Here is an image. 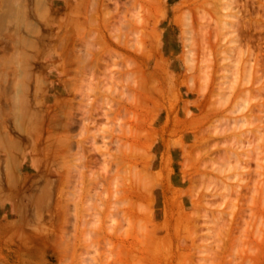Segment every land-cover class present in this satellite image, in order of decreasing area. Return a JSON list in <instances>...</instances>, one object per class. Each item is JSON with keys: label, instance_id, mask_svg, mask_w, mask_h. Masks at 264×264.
Returning <instances> with one entry per match:
<instances>
[{"label": "rangeland", "instance_id": "374dc122", "mask_svg": "<svg viewBox=\"0 0 264 264\" xmlns=\"http://www.w3.org/2000/svg\"><path fill=\"white\" fill-rule=\"evenodd\" d=\"M104 1L0 0V264H264V0Z\"/></svg>", "mask_w": 264, "mask_h": 264}, {"label": "bare ground", "instance_id": "6f19581e", "mask_svg": "<svg viewBox=\"0 0 264 264\" xmlns=\"http://www.w3.org/2000/svg\"><path fill=\"white\" fill-rule=\"evenodd\" d=\"M105 1H106V0H105ZM105 1H104V2H105ZM110 1H112V0H110ZM110 1H108V3H110ZM115 1H116V0H115ZM117 1H118V0H117ZM151 1H153V0H151ZM155 1H156V0H155ZM162 1H163V0H162ZM173 1H174V0H173ZM218 1H219V0H218ZM218 1L216 0L214 3H216V5L218 6L219 10L221 9V7H222V5H223V6L225 7L224 9H225L226 11L230 9V7H231V2L233 3V1H231V0H220V3H219ZM104 2H103V7H104V8H105V6L109 7V5H104ZM106 2H107V1H106ZM205 2H206V0H203V1L201 0L200 6H201L202 4H205ZM210 2H211V1H210ZM210 2L208 1V4H209ZM221 2H222V5H221V7H219L220 4H221ZM98 3H99V2H98ZM118 3H119V1H118ZM118 3H117V4H118ZM160 3H161V2H160ZM206 3H207V2H206ZM243 3H245V1H243ZM243 3H242V4H243ZM248 3H249V2H247V5L249 6ZM117 4H113V7L116 6ZM119 4H120V3H119ZM138 4H139V6L137 5L138 8H136L137 11H138V9H139V7H140V3H138ZM210 4H211V3H210ZM218 4H219V5H218ZM212 5H213V4H212ZM148 6H149V5H148ZM148 6H147V7H148ZM176 6H177V5H176ZM207 6H208L207 8H209L210 5H207ZM217 6H216V8H214L215 5H213V7H210V8L212 9V11H213V9H214V12H216V11H218V10H215V9H218ZM232 6H233V5H232ZM248 6H247V9L250 7V6H249V7H248ZM107 7H106V8H107ZM113 7H112V9H113ZM117 7H119V5L116 6V10H117ZM201 7L204 8V7H206V6L204 5V6H201ZM239 7H240V6H239ZM243 7H244V5H243ZM104 8H103V9H104ZM140 8H141V7H140ZM171 8H172V7H171ZM197 8L199 9V7H197ZM226 8H229V9H226ZM237 8H238V7H237ZM103 9H102V11L106 10V9H104V10H103ZM118 9H119V8H118ZM204 9H205V8H204ZM239 9L242 10V7L239 8ZM250 9H251V8H250ZM107 10H108V8H107ZM107 10L105 11V12H107L105 17H108V18H107V19L105 18V20H104L103 23H105V22H109V23H110V22H111L110 19H112V18H114V17H117V16H114V15H113L114 17L112 16V18H111V17H109L110 14H115V13H117V12L119 11V10L116 11L115 8L113 9V11H111V7H110V11H109V13H108ZM141 10H142V9H141ZM167 10H168V9H167ZM196 10H197V9H196ZM207 10H208V9H207ZM207 10H205V11H207ZM209 10H210V9H209ZM230 10H231V9H230ZM237 10H238V9H237ZM237 10H236V11H237ZM243 10H244V8H243ZM114 11H116V12L113 13ZM144 11H145V10H144ZM186 11H187V10H186ZM198 11H199V13L202 15L201 11H203V10L201 9V11H200V9H199V10H197V12H198ZM139 12H140V11H139ZM223 12H224V11H223ZM251 12H252V11H251ZM140 13H143V12H140ZM148 13L151 14L150 12H147V14H148ZM205 13H206V12H204V14H205ZM238 13H239L240 20H242V18H244V17H243L244 15L242 16V15L240 14V12L237 11V14H238ZM104 14H105V13H104ZM107 14H108V15H107ZM143 14H144V13H143ZM152 14H153V13H152ZM191 14H192V13H191ZM204 14H203V15H204ZM206 14H209V13H206ZM237 14H236V13H233L232 11H228V12L225 13L224 15L222 14L223 16H222L221 19L218 21V23H219V27H220V28H218V29L221 30L222 32L225 31V32H226L225 34H227V35H225V34L223 33V34H224V35H223L224 38H225V37L228 38V36L231 35V36H230V39L228 40V41H230V42H232V41L235 42V41H237V39H238V38L236 37L237 35H239V34L237 33L238 30L235 29V27H236L237 25H236V26L234 25V21H237V22L240 21V20H237V18H238V15H237ZM243 14H244V13H243ZM251 14H252V13H251ZM118 15H120V13H119ZM138 15H139V14H138ZM140 15H141V14H140ZM140 15H139V16H136V17H139L138 21H141V22H142V18H143V21H144L145 17L140 18ZM153 15H154V14H153ZM217 15H218V14H217ZM235 15H237V16H235ZM191 16H192V15H190V14H185V13L182 14L181 12H180L179 14H176V16H175V19L177 20L176 22L179 23V25H180V27H181V33H182V37H183V39H184V47H185V48H184V61H185L186 65H187V67L189 68V70H190V68H193L192 63H191V59H193V55H192V54H195V53H193V49L196 47V46H195V47L193 48V46H194L193 43H194L195 40H197V39H196L197 37H200L201 34H199V32H200V33L204 32V31L208 32L206 29H207V27L209 26V25L207 26L206 24H208V23L205 22V21H207V18H206V17H208V15H206V16L204 15L206 19L203 17V18L205 19V20H202L203 23H200V22L198 23V29H197V31H198L197 33H198V34H197L196 31H195V29H196V28H195V25H194L193 23H191V21L189 20V17L191 18ZM219 16H220V15H219ZM250 16H251V15H250ZM250 16H248L249 19L251 18ZM195 17H197V16H195ZM210 17H211V15H210ZM217 17H218V16H217ZM217 17H216V18H217ZM232 17H235V19L233 20ZM236 17H237V18H236ZM246 17H247V16H246ZM248 17H247V18H248ZM252 17H253V16H252ZM109 18H110V19H109ZM198 18H199L198 20H201L200 17H198ZM203 18H202V19H203ZM212 18H213V17L210 18V19H211L210 22L212 21ZM247 18H244V20H246ZM114 19H115V18H114ZM191 19H192V18H191ZM218 19H219V18H218ZM231 19H232V20H231ZM106 20H109V21H106ZM85 21H86V24H87V21H88V20H85ZM138 21H136V24L138 23ZM208 21H209V20H208ZM250 21H251V20H250ZM89 22H90V21H89ZM89 22H88V24H89ZM127 22H128V21H127ZM127 22H126V23H127ZM132 22H133V21H132ZM148 22H149V21H148ZM148 22H147V24H148ZM154 22H155V21H154ZM204 22H205L206 24H204ZM213 22L215 23L216 21H215V20L212 21L211 24H212ZM237 22H236V23H237ZM129 23H131V22L129 21ZM133 23H134V22H133ZM218 23H217V24H218ZM240 23H241V22H240ZM240 23L238 22V24H240ZM243 23H244V22H243V20H242V24H243ZM246 23L248 24V22H245V24H246ZM92 24L94 25V22H93ZM92 24H91V25L89 24V25L92 26ZM99 24H100V23H99ZM107 24H108V23H107ZM131 24H132V23H131ZM139 24H140V22H139ZM153 24H154V23H153ZM211 24H210V25H211ZM125 25H126V24H125ZM163 25H164V24H163ZM166 25H168V24H166ZM240 25H241V24H240ZM248 25H249V24H248ZM94 26H95V25H94ZM96 26H97V25H96ZM110 26H111V25H110ZM131 26H134V25H131ZM206 26H207V27H206ZM217 26H218V25L214 26V27H216V30L214 31L215 33L212 32V34H215V35H216V32L218 31V30H217ZM238 26H239V25H238ZM243 26H245V25L243 24ZM128 27H129V26H128ZM171 27H172V26H171ZM211 27H212V29H210V30L213 31V30H214V29H213V28H214L213 25H212V26H209V28H211ZM241 27H242V25L239 26V27H236V28H238L239 31H240V30H242ZM106 28H109V25H108V27H106ZM110 28H111V27H110ZM110 28H109V29H110ZM112 28H113V26H112ZM115 29H116V28L114 27V31H115ZM204 29H205V30H204ZM136 30H137V32H138V29H136ZM136 30H135V31H136ZM111 31H112V32H111ZM111 31L109 30V34H111V36H113V35L116 36V33H115L113 30H111ZM141 31H142V30H141ZM233 31H234L237 35H235V34L233 33ZM113 32H114L115 34L112 35ZM156 32H157V34H158V31H156ZM176 32H177V30H176ZM206 32L202 33V37H201V39L204 38V36H205L204 34H205ZM222 32L219 31V32H217V33H220V35H221ZM139 33H140V30H139ZM139 33H138V34H139ZM168 33H169V32H168ZM170 33H171V32H170ZM172 33H173V32H172ZM195 33H196L197 35H195ZM230 33H231V34H230ZM232 33H233V34H232ZM101 34H103V33H101ZM101 34H99V35H101ZM103 35H104V34H103ZM140 35H141V34H140ZM143 35H144L145 37H147V38L149 37V36H148L149 34H148L147 36H146V34H143ZM208 35H209V36H208ZM208 35H207V36H208L209 41H210L211 33L208 34ZM220 35L218 34V35H217V38H216V37L214 38V37H213L214 35H213L212 37H213L214 39H216V40H221V39H222V38H221L222 36L219 37ZM104 36H105V35H104ZM137 36H138V35H136L135 39L137 38ZM207 36H205V38H204L203 40H206V39H207V38H206ZM100 37H101V36H100ZM100 37H99V39L102 38V37H101V38H100ZM145 37H144V38H145ZM105 38H106V37H105ZM139 38H140V37H138L137 39H139ZM150 38H152V37H149V39H150ZM213 38H212V40H213ZM218 38H219V39H218ZM220 38H221V39H220ZM60 39H61V38H60ZM115 39H116V41H118V42H119V40H120V38H118V40H117L116 37H115ZM137 39H136V40H137ZM169 39H171V38H169ZM169 39H168V41H169ZM198 39H199V38H198ZM201 39H200V40H201ZM63 40H65L64 37H63V39H62L61 41H63ZM121 40H123L122 43H124V39H121ZM136 40H135V42H137ZM150 40H153V38L150 39ZM207 40H208V39H207ZM212 40H211V41H212ZM216 40H213L212 43H209V42H208V44H211V45L213 46V45H214L213 43H214V41H216ZM61 41H60V43H61L60 45H62V43L64 42V41H63V42H61ZM221 41H223V40H221ZM110 42H112V41H110ZM138 42H139V45H140V49H141L142 46H143V47L145 46V44L141 45L143 42H140V41H138ZM165 42H166V41H165ZM201 42H202V41H201ZM219 42H220V41H219ZM219 42H218V44H219ZM122 43H121V44H122ZM128 43H129V42H128ZM149 43H150V42H149ZM199 43H200V42H199ZM203 43H204V42H203ZM63 44H64V43H63ZM102 44H103V46L101 45V47H103V48H106V47H107L106 45H104V44H106V43H104L103 41H102ZM111 44H112V43H111ZM124 44H125V43H124ZM124 44H122V45H124ZM136 44H137V43H136ZM163 44H164V43H163ZM215 44H216V42H215ZM113 45H114V44H113ZM131 45H132V43H130V46H131ZM137 45H138V44H137ZM201 45H202V43H201ZM205 45H206V43H205ZM220 45H221V43H220ZM220 45H219L218 47H221ZM105 46H106V47H105ZM108 46H109V45H108ZM130 46H129V47H130ZM135 46H136V45L134 44L132 47H135ZM154 46H155V45H154ZM162 46H163V45H162ZM166 46H167V45H166ZM143 47H142V48H143ZM152 47H153V46H152ZM197 47H198V46H197ZM197 47H196V48H197ZM218 47H217V45H216L215 48H216V49H221V48H222V47H221V48H218ZM130 48H131V47H130ZM145 48H146V46L143 48V50H145ZM196 48H195V50L199 52V49L197 48V49H198V50H197ZM223 48H224V47H223ZM225 48H226V49H225ZM225 48H224V49L227 51V46H226ZM134 49H135V48H133L132 50H134ZM140 49L138 50V47H137V51H140ZM206 49H208V47H207ZM206 49L204 50V47H203V50H202V48H201L200 50H202V51H206ZM110 50L112 51L111 48H110ZM132 50H131V51H132ZM150 50H151L150 47H149L148 50L146 49V51H150ZM212 50L214 51L215 49L212 48ZM245 50H249V48H248V49H245ZM141 51H142V50H141ZM196 51H195V52H196ZM223 51H224V50H223ZM241 51H242V49H241ZM206 52H207V51H206ZM215 52H216V50H215ZM238 52H239V50H238ZM112 53H117V52H113V51H112ZM171 53H172V52H171ZM201 53H202V52H201ZM239 53H240V52H239ZM239 53H238V54H239ZM241 53H242V52H241ZM245 53L248 54L249 51H248V53H247V52H245ZM110 54H111V52H110ZM117 54H118V53H117ZM140 54H141V53H140ZM196 54H198V53H196ZM242 54H243V53H242ZM246 54H243V55H246ZM119 55H120V54H119ZM125 55H126V54H125ZM125 55H124V57H125ZM144 55H146V54L144 53ZM224 55H225V52H224ZM239 55H241V54H239ZM239 55H238V56H239ZM115 56H116V55H115ZM206 56H207V55H205V56H204V59L201 60V63H202L203 61H205V62L207 61V63H209V59L207 60ZM226 56H227V54H226ZM226 56H223V57L226 59V58H227ZM246 56H247V55H246ZM246 56H245V58H246ZM248 57H249V56H248ZM114 58H115V57H113V59H114ZM126 58L128 59V57H126ZM194 58H195V56H194ZM200 58H201V57H200ZM242 58H244V56L242 57V55H241V59H242ZM245 58H244V59H245ZM127 59H126V60H127ZM201 59H202V58H201ZM205 59H206V60H205ZM239 59H240V58H239ZM130 60H131V59H129V62H130ZM210 60H211V59H210ZM242 60H243V59H242ZM247 60H248V59H247ZM131 61H132V63H131V66H132V64L134 63V60L132 59ZM245 61H246V60H245ZM248 61H249V60H248ZM113 62H114V61H113ZM127 62H128V60H127ZM135 63H136V62H135ZM150 63H151V61H150ZM207 63H206V65H207ZM245 63H246V62H245ZM245 63H244V64H245ZM248 63H249V62H248ZM248 63H246V64L248 65ZM126 64H128V63H126ZM136 64H137V63H136ZM136 64H134V65L137 66ZM138 64H139V63H138ZM210 64H211V63H210ZM246 64H245V65H246ZM128 65H130V63H129ZM134 65H133V67H134ZM148 65H149V64H148ZM148 65H146V66H148ZM221 65H222V64H221ZM209 66H210V65H209ZM240 66H242V65H240ZM129 67H130V66H127V65H126V68H127V69L125 68V70H128ZM133 67H130V68H133ZM137 67H138V66H137ZM160 67H162V66H160ZM210 67H211V66H210ZM222 67H223L222 70H223V69H227V70L232 69L231 66H228V65H226V66L224 65V66H222ZM146 68H147V67H146ZM203 68H204V64H202V66H201V68H200V72H201L200 77H205V73H204L205 70H204ZM239 68H240V67H239ZM247 68H248V66H247ZM208 69H209V68H208ZM208 69L206 70V72L208 71ZM189 70H188V71H189ZM244 70H245V71H243L242 74H243V78L245 79V77L248 75V70L250 71L251 68L248 69V70H247L246 68H244ZM145 71L147 72V70H145ZM164 71H165V70H164ZM165 72H166V71H165ZM209 72H210V71H209ZM121 73H122V72H121ZM149 73H150V72H149ZM190 73H191V71H190ZM126 74H127V72H126ZM129 74H130V75H129L128 77H130L131 80H134V79H135V80H134V82H135V86L138 85V84H139L138 82H137V84H136V81H137L136 76H138V75H136V76L133 75V76L135 77V78L133 79L132 73L129 72ZM127 75H128V74H127ZM176 75H177V74H176ZM207 75H208V74H207ZM209 75H210V74H209ZM258 75H259V74H258ZM175 77H176V76H175ZM192 77H193V75H192ZM259 77H260V76H259ZM112 78H113V77H112ZM114 78H116V77H114ZM114 78H113V79H114ZM126 78H127V77H126ZM126 78H125V79H126ZM183 78H184V77H183ZM117 79H118V78H117ZM130 79L128 78L126 81L128 82V80H130ZM258 79H259V78H258ZM114 80H115V79H114ZM114 80H112V83L114 82ZM119 80H120V79H119ZM116 81H117V80H116ZM134 82H133V83H134ZM139 82H140V81H139ZM189 82H191V81L189 80ZM114 83L116 84V82H114ZM128 83H129V82H128ZM130 83H131V82H130ZM192 83H193V82H192ZM193 84H194V83H193ZM224 84H227V83H224ZM224 84H223V87L225 88ZM113 85H114V84H113ZM140 85H141V84H140ZM129 86H130V85H129ZM135 86H134V87H135ZM146 86H147V84L145 85V87H146ZM189 86H191V84H190ZM226 86H227V85H226ZM137 87H138V86H137ZM137 87H136V88H137ZM140 87H141V86H140ZM145 87H144V88H145ZM180 87H182V86H180ZM200 87H201V86H200ZM131 88H132V87H131ZM138 88H139V87H138ZM138 88H137V89H138ZM141 88H142V87H141ZM141 88H139V89H141ZM144 88H142L144 91H143V90H140V91L145 92V89H144ZM153 88L155 89V87H153ZM139 89H138V90H139ZM157 89L159 90V88H157ZM146 90H147V88H146ZM159 91H160V90H159ZM131 92H132V91H131ZM131 92H130V93H131ZM146 92L152 93L151 91H148V90H147ZM146 92H145V93H146ZM160 92H161V91H160ZM163 92H164V91L162 90V94H165V95H166V93H163ZM134 93H135V91L132 93V97H133V98H134V96H135ZM137 95H139V94H137ZM140 95H141V94H140ZM150 95H152V94H150ZM165 95H163V98H164ZM141 96H142V95H141ZM152 96H154V95H152ZM167 96H168V95H167ZM138 97L141 98V99L145 98L144 96H142V97L138 96ZM138 97H136V98H138ZM149 97H150V96H149ZM155 97H157V96H155ZM176 97H177V95H176ZM223 97H224V96H223ZM139 98H138L137 100H139ZM173 98H175V97H173ZM225 98H226V97H225ZM134 99H135V98H134ZM134 99H133V101H134ZM146 99H147V98H145V100H146ZM147 100H148V99H147ZM147 100H146V101H147ZM157 100H158V99H157ZM166 100H167V99H166ZM166 100H165V101H166ZM122 101H123V100H122ZM143 101H144V100H143ZM148 101H149V100H148ZM159 101H160V100H159ZM169 101H171V103H172V100H171V99H170ZM140 102H141V101H138V103L141 105L142 103H140ZM128 103H129V102H128ZM133 103H134V102H133ZM144 103H146V102H144ZM144 103H143V104H144ZM160 103H161V101H160ZM176 103H177V101H176ZM176 103H173V104L176 105ZM161 104H162V103H161ZM163 106H164V105H163ZM172 106H173V105H172ZM172 108H174V107H172ZM180 109H181V108H180ZM171 110H172V109H171ZM171 110H170V111H171ZM87 111L89 112L90 110H87ZM87 111H86V112H87ZM88 112H87V113H88ZM137 113H138V112H137ZM84 114H85V113H84ZM85 115L88 116L89 113H88V114H85ZM91 115H92V114H91V112H90V117H91ZM137 115H138V114H137ZM175 115L177 116V111H176ZM189 115H190V114H189ZM191 116H192V115H191ZM135 117L138 118L139 115H138V117L135 115ZM167 117H169V116H167ZM196 117H197V115H196ZM85 118H86V116H85ZM87 118H88V117H87ZM136 118H135V123H134V124H136V122H137V124H138V120H137ZM175 118H177V117H175ZM197 118H199V117H197ZM197 118H196V119H197ZM240 118H241V117H240ZM240 118H239L238 121H240ZM82 119H83V121H84V117H82ZM82 119H80V120L82 121ZM90 119H91V118H90ZM90 119H89V122H91V120H92V119H95V118H94V116H93L92 119H91V120H90ZM167 119H168V118H167ZM173 119H174V118H173ZM168 120H169V119H168ZM86 121L88 122L87 119H86ZM93 121H94V120H92V122H93ZM236 121H237V120H236ZM94 122H95V121H94ZM166 122H167V121H166ZM174 122H175V121H174ZM168 123H169V121H168ZM186 123H187V122H186ZM174 124H175V123H174ZM174 124H173V125H174ZM173 125H172V126H173ZM179 125H180V124H179ZM129 126H130V125H129ZM129 126H128V127H129ZM164 126H166V124H165ZM167 126H168V124H167ZM129 128H130V127H129ZM129 128H128V129H129ZM163 128L165 129V127H163ZM174 128H175V127H173L172 129H174ZM182 128H183V127H182ZM124 129H125V128H124ZM172 129H171V130H172ZM131 130H132V128H131ZM182 130H183V129H182ZM125 131H126V130H125ZM129 131H130V130H129ZM172 131H174V130H172ZM176 131H179V130H176ZM130 132H131V131H130ZM130 132L128 133V136H129ZM134 132H136V131L134 130ZM170 132H171V131H170ZM122 133H123V132H122ZM126 133H127V132H126ZM138 133H139V132H137V134H138ZM146 133L148 134V132H145V134H146ZM162 133H165V130H164V132H162ZM173 133H174V132H172V134H173ZM176 133H177V132H176ZM58 134H59V132H58ZM123 134H124V133H123ZM147 134H146V135H147ZM170 134H171V133H170ZM170 134H169V135H170ZM177 134H178V133H177ZM133 135H135V133H133ZM143 135H144V134L142 133V136H143ZM138 136H140V135H138ZM147 136H148V135H147ZM144 137H146V136H144ZM148 137H149V136H148ZM149 138H150V137H149ZM134 139H135V138H134ZM178 139H179V138H178ZM168 141H169V140H168ZM172 142H173V140H172ZM178 142H179V141H178ZM169 146H170V145H169ZM169 146H168V147H169ZM179 146H180V145H179ZM177 147H178V146H177ZM184 147H185V146H184ZM167 149H168V148H167ZM179 150H180V149H179ZM184 151H185V149H184ZM189 151H190V150H189ZM182 152H183V151H182ZM191 153H192V152H191ZM193 154H196V153H193ZM198 154H199V153H198ZM235 155H237V154H235ZM238 155H239V154H238ZM130 156H131V155H130ZM197 159H198V158H197ZM165 161H166V159H165ZM165 161H164V162H165ZM167 161H168V160H167ZM163 164H164V163H163ZM166 165H167V162H166ZM166 165H164V166H166ZM167 166H168V165H167ZM158 170H159V171H158ZM158 170H157V171H158V175H159V174H162V171H161L160 169H158ZM160 171H161V173H160ZM168 174H170V173H168ZM147 176H148V175H147ZM161 176H162V175L159 176V179H163V177H161ZM166 176H168V175H166ZM144 177H145V176H144ZM183 177H184V176H183ZM149 178H150V177H149ZM153 178H154V177H153ZM166 178H167V177H166ZM139 179H140V177H139ZM167 179H168V178H167ZM167 179H166V180H167ZM149 180H151V179H149ZM149 180H148V181H149ZM181 180H182V179H181ZM138 181H139V184H140L141 179H140V180H137V183H138ZM135 182H136V180L134 181V184H135ZM150 182H151V181H150ZM183 182H184V181H183ZM144 183H145V182H144ZM139 184H138V185H132V186H138V187H140ZM141 184H142V183H141ZM154 184H155V183H153V186H154ZM167 184H168V183H167ZM142 185H143V184H142ZM148 185H149V183H148ZM150 185H151V184H150ZM130 186H131V185H130ZM145 186H146V185H145ZM145 186H144V187H145ZM126 187H127V186H126ZM142 187H143V186H142ZM149 187H150V186H149ZM128 188H129V187H128ZM130 188H132V187H130ZM133 188H134V187H133ZM137 189H138V188H137ZM163 189H164V188H163ZM130 190H131V189H130ZM143 190H145V188H144ZM152 190H153V189H152ZM132 191H133V189H132ZM139 191H140V190H139ZM145 191H146V190H145ZM173 191H175V190L172 189V193H173ZM134 192H135V191H134ZM169 192H170V191H169ZM178 192H179V191H178ZM127 193H128V192H127ZM145 193H147V191H146ZM129 194H130V193H129ZM179 194H180V193H179ZM182 194H183V193H182ZM182 194H180V195H182ZM175 195H178V194H174L173 196H175ZM137 196H138V195H137ZM152 198H153V197H152ZM135 200H136V199H135ZM135 200H134V201H135ZM131 201H133V200L131 199ZM131 201H130V202H131ZM134 203H135V202H134ZM134 203H133V204H134ZM129 204H132V203H129ZM177 204H178V203H177ZM140 206H142V205H140ZM135 207H137V208L140 209V210H143L146 206L142 207L143 209H142L141 207L139 208V205H138V206L135 205ZM164 211H165V209H164ZM165 212H166V211H165ZM165 214H166V213H165ZM182 215H183V214H182ZM137 261H139V260H137ZM139 263H140V262H139ZM139 263H136V264H139Z\"/></svg>", "mask_w": 264, "mask_h": 264}]
</instances>
